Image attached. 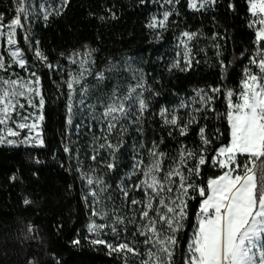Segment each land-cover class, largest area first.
<instances>
[{
	"label": "trees",
	"instance_id": "trees-1",
	"mask_svg": "<svg viewBox=\"0 0 264 264\" xmlns=\"http://www.w3.org/2000/svg\"><path fill=\"white\" fill-rule=\"evenodd\" d=\"M197 1L203 2L192 6L190 0H178L157 37L148 26L153 0H67L59 14L31 26L30 41L43 62L18 29L16 46L39 80L41 142L0 144V264H136L113 249L123 244L139 251L142 246L136 231L139 212L129 211L119 184L134 153L152 146L160 154L162 191L150 215L160 238L155 243L159 259L185 264L209 180L224 172L213 157L230 140L228 99L237 101L247 73L264 75L257 64L264 65V41H257L248 0ZM0 3L7 14L6 0ZM181 32L192 34L189 61L171 66L164 55ZM84 48L93 51L92 73L100 74L109 60L124 55L142 63L141 106L122 134L98 133L93 124L91 132L87 126L75 135V122L67 118L66 89L61 97L51 76L57 84L58 78L45 64L64 63ZM3 54L7 68L21 69ZM126 77H92L89 87L96 98L122 99L133 81ZM164 108L175 110L178 122H166ZM246 158L239 155L238 164ZM252 160L256 209L264 193V142L261 155ZM88 193L92 201L85 199ZM180 199V214H171L167 206ZM110 207L123 220L112 233ZM90 221L112 252L86 244Z\"/></svg>",
	"mask_w": 264,
	"mask_h": 264
},
{
	"label": "rangeland",
	"instance_id": "rangeland-1",
	"mask_svg": "<svg viewBox=\"0 0 264 264\" xmlns=\"http://www.w3.org/2000/svg\"><path fill=\"white\" fill-rule=\"evenodd\" d=\"M177 1L153 0L154 8L148 26L157 37L164 29ZM66 2L67 0H6L7 14L0 3V144L30 145L41 142L43 100L39 80L37 74L25 65L15 39L18 29L22 30L21 35L28 41L31 53L43 62L30 41L31 26L59 14ZM190 2L192 6H198L203 1ZM248 5L253 22L258 26L257 40L264 41V0H248ZM187 35L184 44L177 43L176 35L169 42L168 52L164 55L169 65L177 67L188 63L192 34L187 32ZM3 50L20 70L6 67ZM257 64L264 67L261 61ZM45 66L50 73L55 72L59 83H55L52 76L51 79L61 97L64 93L62 88L66 89L67 99L64 98L63 103L68 120L75 122V135H80L87 126L91 132L90 126L93 124L98 126V133L105 134L106 131L122 134L134 122L136 108L141 106L138 92L142 87L138 77L142 63L137 57L124 55L111 59L104 70L96 74L92 73L93 51L84 48L66 57L64 63ZM110 74L133 78L128 84L125 97L118 99L100 95L96 98L97 95L89 87V80L92 77L98 80L99 77ZM162 114L166 122H178L175 110L164 108ZM228 123L230 140L221 145L213 157L224 172L209 180L208 195L200 203L197 227L188 241L185 264H264V193L255 209L252 174V158L261 155L264 142V75L261 78L250 73L244 76L237 101L228 99ZM239 155H248V158L238 164ZM159 157L155 146L148 148L146 152L134 153L131 167L119 184V194L127 201L129 211L139 212L140 220L136 231L142 246L139 251L123 244L113 249L125 253L126 258L134 260L136 264H161L155 244L160 238L150 219L162 191L157 176ZM85 199L92 201V194H85ZM181 207L182 199L167 206V209L178 216ZM205 214H212V217L202 220ZM122 222L119 212L110 207V233L118 230L117 227ZM90 227H96V224L90 221Z\"/></svg>",
	"mask_w": 264,
	"mask_h": 264
},
{
	"label": "built area",
	"instance_id": "built-area-1",
	"mask_svg": "<svg viewBox=\"0 0 264 264\" xmlns=\"http://www.w3.org/2000/svg\"><path fill=\"white\" fill-rule=\"evenodd\" d=\"M187 36L188 35L186 32H181L176 38L177 43L178 44L186 43ZM211 217H212V214H205L201 219L202 220H208ZM85 242L87 245H90L91 247L105 246L107 248L108 253L112 252V250H113L109 245H107L105 243L104 238H103V233H102L101 229L98 227H90L89 228L88 233L85 237Z\"/></svg>",
	"mask_w": 264,
	"mask_h": 264
}]
</instances>
